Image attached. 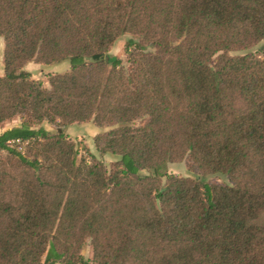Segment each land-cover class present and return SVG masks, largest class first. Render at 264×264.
<instances>
[{"label": "trees", "instance_id": "1", "mask_svg": "<svg viewBox=\"0 0 264 264\" xmlns=\"http://www.w3.org/2000/svg\"><path fill=\"white\" fill-rule=\"evenodd\" d=\"M0 37V264H264V0H0Z\"/></svg>", "mask_w": 264, "mask_h": 264}, {"label": "rangeland", "instance_id": "2", "mask_svg": "<svg viewBox=\"0 0 264 264\" xmlns=\"http://www.w3.org/2000/svg\"><path fill=\"white\" fill-rule=\"evenodd\" d=\"M129 38H132L130 34H125L120 37L114 45L110 48L109 54L116 56L122 60L123 66L127 69L129 64L127 62V56L125 54V44ZM264 49V40L258 42L253 47L248 50L241 51L239 53H252L255 56L263 58L262 50ZM2 52H3V39L0 37V76L3 74V63H2ZM24 68L28 70L34 79L41 80L44 85L49 86L48 77L54 73H63L70 69V64L67 60L52 63V64H37L34 62L27 63ZM20 125V119L14 118L13 120L7 121L4 124L3 128H0V133L5 129ZM51 133L55 130L50 127L47 123L43 125ZM110 127H98L93 122V120H88L85 122L72 124L65 128V132L69 139L74 142L78 150V159L91 160L92 158L103 161L105 165H109L110 162L116 159L110 153H100L97 151L94 145V136L103 130H108ZM61 130V129H60ZM6 153L0 151V156H4ZM145 171H142L144 174ZM168 173L174 174L177 176L191 177L195 179H200L204 182L209 183H218V184H228L229 180L224 175L219 174H204L201 173L198 169L190 165L189 159L185 158L180 162H174L168 164ZM165 182V178L162 179ZM82 254L86 260L91 264H96L93 262L92 248L90 245V240L87 239L84 247L82 249ZM61 264V263H56Z\"/></svg>", "mask_w": 264, "mask_h": 264}, {"label": "water", "instance_id": "3", "mask_svg": "<svg viewBox=\"0 0 264 264\" xmlns=\"http://www.w3.org/2000/svg\"><path fill=\"white\" fill-rule=\"evenodd\" d=\"M59 131H60V129H59Z\"/></svg>", "mask_w": 264, "mask_h": 264}]
</instances>
